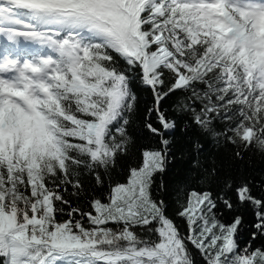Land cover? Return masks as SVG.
I'll list each match as a JSON object with an SVG mask.
<instances>
[{
	"label": "snow or ice",
	"instance_id": "6c2138e0",
	"mask_svg": "<svg viewBox=\"0 0 264 264\" xmlns=\"http://www.w3.org/2000/svg\"><path fill=\"white\" fill-rule=\"evenodd\" d=\"M0 264H264V0H0Z\"/></svg>",
	"mask_w": 264,
	"mask_h": 264
},
{
	"label": "trees",
	"instance_id": "16d2710c",
	"mask_svg": "<svg viewBox=\"0 0 264 264\" xmlns=\"http://www.w3.org/2000/svg\"><path fill=\"white\" fill-rule=\"evenodd\" d=\"M174 100H175V97H173V99L170 100L169 103L165 105V107L166 108L169 107V105L172 104ZM128 162L133 164V165L138 164L140 162L139 153L135 152L133 157L130 158V160ZM175 172H176V170L174 169L173 172L166 178L168 182L172 181V179L174 178ZM169 202L173 204V206L169 209V214L173 215L175 213V211H176V206H175V204L173 202V198L172 197H169ZM81 207L85 208V210H87V206L83 202H81ZM64 219H67V217L65 216ZM176 222L180 223L179 220H177ZM248 238L249 237H248L247 233H245L244 237L242 238V241H246ZM256 243H260V241H257Z\"/></svg>",
	"mask_w": 264,
	"mask_h": 264
}]
</instances>
